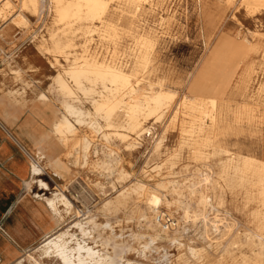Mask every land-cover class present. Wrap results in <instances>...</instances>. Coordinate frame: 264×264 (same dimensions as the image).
Segmentation results:
<instances>
[{"label":"rangeland","instance_id":"374dc122","mask_svg":"<svg viewBox=\"0 0 264 264\" xmlns=\"http://www.w3.org/2000/svg\"><path fill=\"white\" fill-rule=\"evenodd\" d=\"M9 1V9L0 4V119L46 124L43 132H32L28 185L35 199L46 202L61 192L73 206L51 236L69 231L81 237L82 245L106 258L104 264H264V169L245 172L237 157L264 161V9L253 12L248 0H108L104 21L114 29L97 21L100 30L89 33V21L58 22L60 0H37L36 11L24 9L23 0ZM149 34L156 39L151 62L132 82L141 89L137 97L161 85L177 93L164 106L162 119L143 122L135 134L120 128L129 136L122 140L101 116L86 117L64 147L53 127L63 105L94 113L92 94L76 89L65 70L93 55L130 71L137 39ZM54 35L67 39L63 56L47 52ZM31 48L28 53L41 66L24 69V52ZM58 74L76 90L71 97L55 84ZM218 92L227 114L221 133L207 116L206 98ZM187 98L195 104L184 107ZM242 109L246 115L238 116ZM124 111L116 117L122 127L128 123ZM92 120L103 129H92ZM107 133L114 134L107 139ZM84 138L91 143L87 152L82 143L76 145ZM34 163L42 168L41 176L34 175ZM139 184L146 187L136 190ZM76 223L85 224L91 236L84 238ZM48 238L13 264H63L43 255Z\"/></svg>","mask_w":264,"mask_h":264},{"label":"bare ground","instance_id":"6f19581e","mask_svg":"<svg viewBox=\"0 0 264 264\" xmlns=\"http://www.w3.org/2000/svg\"><path fill=\"white\" fill-rule=\"evenodd\" d=\"M54 1H56V0H54ZM128 1H131V2L136 1L137 2V0H128ZM143 1L144 0H142V2ZM0 4H3L4 9H9L12 5V3L9 0H0ZM144 4H146V3H144ZM43 5H44V3H43ZM56 5H57L56 9H57V20H58V22H64V21L65 22L66 21H78L79 22V21H83V20L89 21V22H91L90 23L91 26L88 27L89 33H93L95 31L100 30L101 27L95 26V23L97 21L100 22V25L102 24V27H105V28L115 27V26H113L112 23L108 24V23H105L106 21H104L105 16L107 14V11L109 9V1L108 0H70L67 3L60 0V2H58ZM122 5H123V3H122ZM22 6L24 9L32 8L34 10L37 9V7H39V6H37V0H23ZM248 6L253 10V12L258 11L261 8L264 9V0H248ZM125 7H126V5H125ZM157 9H158V7H157ZM37 10H39V9H37ZM136 10H137V7H136ZM35 11H34V14H35ZM134 13H136V12L134 11ZM50 14H51V12H50ZM144 14L145 13H143V15ZM154 14H155V12H154ZM37 15H39V12ZM3 16H4L3 8H1L0 9V19L3 18ZM119 16H120V14L118 15V17ZM127 19H131V18H127ZM23 20H25V19H23ZM117 20H119V19H117ZM111 21L112 20H110V22ZM116 22H115V24H116ZM56 25L58 26L59 24H56ZM59 27H60V25H59ZM125 27H126V25H125ZM135 31H136V29H135ZM105 32H106V30H105ZM107 36H108V34H107ZM61 38L62 37H59V39H61ZM52 39H53V48L52 49L47 48L48 49L47 52H50V54L54 53V54H59V55L63 56V54L65 53L64 52L65 49L67 50V48L69 47V45L66 44L67 39H66V42H62V40L64 38L62 40H59L55 37V35L52 36ZM117 43H119V42H117ZM155 45H156V39L154 37L150 36V34L149 35H143L139 39H137V49L135 50L134 55H132L133 56L132 57L133 58V68L127 72L125 71L123 66H119V64H117V63H113V64L107 63V62H105L106 60L104 62L103 61L101 62L97 59L96 56H93V55H91V56L86 55L85 57L83 56V61H81V62L74 61L69 66V68L65 70V74L69 77V79L74 84V86H76V89L83 91L85 93H91L92 94V95H90L91 96L90 101L92 103V106L94 107V113L84 111V110L80 109L79 107H77L73 104L65 103L63 105L64 114L58 121H55L53 127H54V133L60 139V141L64 147L68 148L70 146V142L73 140V137L76 135L78 128L85 124L86 117H92V116L100 117L101 116L104 119L103 121H105L104 126L107 127L109 130H115L114 131L115 135L117 137L121 138L122 140H126V138H128L129 136L127 134H125L126 132L123 133V131H119L120 128L125 129V130L129 131L130 133L132 132L135 134V133H138L139 131H141L142 125L144 124L143 122H146L148 120L152 121L155 118L158 120L160 118L162 119V116L165 114L164 106L167 105L168 103L174 102L176 100L177 93L173 90L163 89L162 88L163 86L161 85L162 87L159 86L160 88L158 90L151 88L149 93H148V91H146L147 93L144 96L137 97V94L141 89L139 87V84H133V82H132V79L138 75L139 69H141V68L145 69L149 66V64L151 62L150 51L155 47ZM215 55H214V57H215ZM54 59L56 61H58L57 57ZM149 73H151V72H149ZM54 80H55V84L57 85L61 94L71 97L74 94V92L76 91V90L73 91V88L68 84V82L63 78V76L61 74H58L56 77H54ZM85 82L90 83L89 84L90 86L87 87L85 85ZM152 82H154V81H152ZM157 87H158V85H157ZM41 98L48 100V97L46 95H42ZM185 101H186V103H185L186 105L184 104L183 105L184 107L188 106V105L193 106L196 102V99L187 98ZM209 104L211 106L210 108H211L212 112L214 110H216V107H217V101L216 100H210ZM121 109L125 110L124 112H126V117L128 118V123L125 127L119 126L118 123L116 122V117L118 115L119 110H121ZM178 112H180L179 107L176 111V114ZM207 116L214 118V115H212V114L211 115L207 114ZM70 118H73L74 121H71ZM98 123H99L98 121H93L90 124L91 128L94 130L103 129L102 127H100L98 125ZM157 124H156V127H157ZM114 133H112V134H114ZM112 134L107 133L104 136H105V138L108 139ZM138 137L139 136H137V138ZM112 138H110V139H112ZM80 143L83 144V148H84L85 152L89 151L91 143L87 138H84L80 142H77L76 145H79ZM67 155L70 156V151L67 153ZM84 157H85V155H84ZM240 160L242 162V165H241L242 169L245 172L255 173L259 170L264 169V163L259 162L258 160L254 159V158L244 157ZM229 162L231 163L232 159H230ZM227 166H229V165H227ZM227 166H225V168ZM33 172H34L35 176H41L43 174L42 168L35 163L33 164ZM123 177H125V176H123ZM125 178H124V180H125ZM202 179H203V177H202ZM39 181L46 188L49 187L42 180H39ZM202 182H204V181H202ZM145 187H146L145 185L139 184V186H137L136 190L144 189ZM176 187H178V186H176ZM56 195L58 196L57 198L47 199L46 202L48 203L51 210L53 211V213L55 215V219H57V222H59V221H62L65 219L64 213L71 214V212L73 210V206L65 194L59 192V194H56ZM123 198H125V197H123ZM73 227L77 228V230L80 231V234L84 238L91 236V232H90L91 230L88 231L85 227V224L76 223ZM74 240L77 241L76 246L71 247L70 244ZM79 240H81V237L79 239L76 237L75 234H72V235L69 234V231L62 232L59 234H55V235L49 237L43 243V245L41 247L42 250L44 251L43 255L48 257V258L56 257V258L60 259V261H62L63 264H104V262L106 261V258H104L100 254V251L95 250L94 248L90 247L89 245H82L79 242ZM81 242H83V241H81Z\"/></svg>","mask_w":264,"mask_h":264},{"label":"crops","instance_id":"0c3cea01","mask_svg":"<svg viewBox=\"0 0 264 264\" xmlns=\"http://www.w3.org/2000/svg\"><path fill=\"white\" fill-rule=\"evenodd\" d=\"M30 50L32 48L24 52L26 59L22 67L40 68L41 60L33 58L28 53ZM250 71L241 83L245 84V79L251 75ZM245 89V85L242 86V91ZM220 93L206 98L208 101H217L216 110H210L209 113L214 115L219 133L227 119ZM245 110L242 109L238 116H245ZM45 126L40 120L36 123L11 124L0 119V264L17 262L25 252L54 234L58 227L50 206L42 199H35L28 185L32 177V154L35 147L33 133L43 132Z\"/></svg>","mask_w":264,"mask_h":264},{"label":"built area","instance_id":"2783aa9c","mask_svg":"<svg viewBox=\"0 0 264 264\" xmlns=\"http://www.w3.org/2000/svg\"><path fill=\"white\" fill-rule=\"evenodd\" d=\"M158 221L161 222V223H163V225H164V227H165L166 229L169 228V226H168L169 224H168V222H166V221L164 220V218L160 217Z\"/></svg>","mask_w":264,"mask_h":264}]
</instances>
